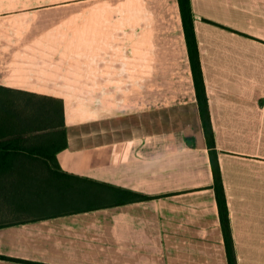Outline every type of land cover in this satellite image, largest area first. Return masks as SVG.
Returning <instances> with one entry per match:
<instances>
[{"label":"crops","instance_id":"0c3cea01","mask_svg":"<svg viewBox=\"0 0 264 264\" xmlns=\"http://www.w3.org/2000/svg\"><path fill=\"white\" fill-rule=\"evenodd\" d=\"M237 264H264V0H191ZM21 94L63 100L8 131ZM6 125V130L4 126ZM0 264H229L177 0H0ZM146 197L97 209L73 179Z\"/></svg>","mask_w":264,"mask_h":264},{"label":"trees","instance_id":"16d2710c","mask_svg":"<svg viewBox=\"0 0 264 264\" xmlns=\"http://www.w3.org/2000/svg\"><path fill=\"white\" fill-rule=\"evenodd\" d=\"M177 1L185 34L197 103L210 154L214 178V190L226 243L227 258L229 264H237L230 230L229 209L218 159V152L216 149L191 0ZM21 95L24 97L18 101L11 99L9 111L4 113V116L8 115L10 123H8L7 126L8 131L5 132L3 136L18 138L39 131L44 132L52 130L50 142L49 140H47V142L43 141L42 146H40L42 151L41 155H43L48 162L50 161L51 164L58 165L56 154L67 147L63 100L43 95ZM4 128L6 130V125ZM11 145L12 144L10 143L5 144L4 146L0 145V147L10 148ZM62 175H65L68 179L74 180L72 183L75 191L74 196L79 199L89 200L84 208H76L74 205L73 211L97 209L100 207L119 205L146 198L142 195L130 191H123L104 183L77 178L67 174Z\"/></svg>","mask_w":264,"mask_h":264}]
</instances>
